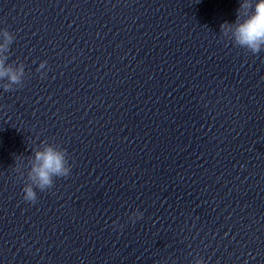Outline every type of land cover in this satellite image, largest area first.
Segmentation results:
<instances>
[{
	"label": "clouds",
	"instance_id": "9594fccd",
	"mask_svg": "<svg viewBox=\"0 0 264 264\" xmlns=\"http://www.w3.org/2000/svg\"><path fill=\"white\" fill-rule=\"evenodd\" d=\"M223 38L252 54L264 51V0H239L234 22H224L220 25ZM15 36L7 29L0 30V87L5 92L23 87L25 66L23 63H9L10 46ZM47 61L39 64L37 72L41 77L46 76ZM67 149L54 143L41 142V145L31 150L28 158L27 174L17 164L15 172L24 180L22 188L23 200L35 204L38 200L37 190L44 192L54 187L55 179L67 178L72 171ZM144 213L139 209L132 212L128 219L135 223L143 218ZM116 224L117 222H113ZM195 264H206L204 259L197 258Z\"/></svg>",
	"mask_w": 264,
	"mask_h": 264
}]
</instances>
